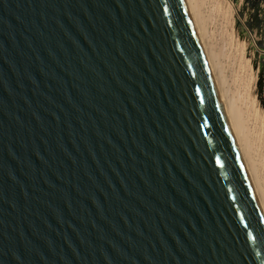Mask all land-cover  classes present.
I'll use <instances>...</instances> for the list:
<instances>
[{"label":"water","instance_id":"obj_1","mask_svg":"<svg viewBox=\"0 0 264 264\" xmlns=\"http://www.w3.org/2000/svg\"><path fill=\"white\" fill-rule=\"evenodd\" d=\"M0 264H264L185 0H0Z\"/></svg>","mask_w":264,"mask_h":264},{"label":"bare ground","instance_id":"obj_2","mask_svg":"<svg viewBox=\"0 0 264 264\" xmlns=\"http://www.w3.org/2000/svg\"><path fill=\"white\" fill-rule=\"evenodd\" d=\"M185 2L231 134L264 212V84L259 83L260 68L256 69L249 58V40L236 30L240 6L233 0Z\"/></svg>","mask_w":264,"mask_h":264},{"label":"rangeland","instance_id":"obj_3","mask_svg":"<svg viewBox=\"0 0 264 264\" xmlns=\"http://www.w3.org/2000/svg\"><path fill=\"white\" fill-rule=\"evenodd\" d=\"M243 2H244V0H233V3L236 5V7L240 6L239 7L240 11H242ZM239 17L240 16L238 15L235 18L236 30H237L238 34L240 35V37H242L243 39H245L247 41L249 40L248 41V43H249V50H248L249 58L253 61V65L255 66L256 69L260 68L259 69V77H260L259 78V83L261 85V83L263 81V83H262V85H263L264 84V59H263L264 52L257 45L258 41H262L263 37H262V35L260 37L257 36V30L256 29H254V31L252 32L253 34H251L250 30L247 28V26L244 25L245 21L249 20V16L247 14H245V19H241ZM242 20H243V22H242ZM254 40L257 41V43H255ZM250 54L253 56V59H252V56Z\"/></svg>","mask_w":264,"mask_h":264},{"label":"flooded vegetation","instance_id":"obj_4","mask_svg":"<svg viewBox=\"0 0 264 264\" xmlns=\"http://www.w3.org/2000/svg\"><path fill=\"white\" fill-rule=\"evenodd\" d=\"M263 31H264V27H263ZM262 43H263V45H264V38L262 39Z\"/></svg>","mask_w":264,"mask_h":264}]
</instances>
